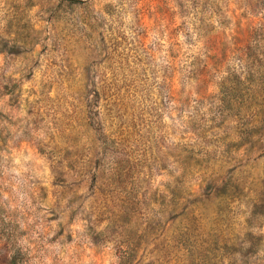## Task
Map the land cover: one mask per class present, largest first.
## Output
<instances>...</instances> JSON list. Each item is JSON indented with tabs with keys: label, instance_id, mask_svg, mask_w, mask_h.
I'll list each match as a JSON object with an SVG mask.
<instances>
[{
	"label": "rangeland",
	"instance_id": "374dc122",
	"mask_svg": "<svg viewBox=\"0 0 264 264\" xmlns=\"http://www.w3.org/2000/svg\"><path fill=\"white\" fill-rule=\"evenodd\" d=\"M0 264H264V0H0Z\"/></svg>",
	"mask_w": 264,
	"mask_h": 264
}]
</instances>
